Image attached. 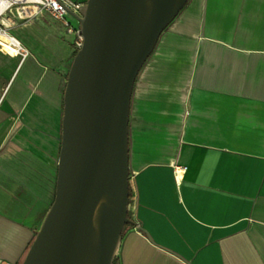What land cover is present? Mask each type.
Instances as JSON below:
<instances>
[{
    "label": "crops",
    "instance_id": "obj_1",
    "mask_svg": "<svg viewBox=\"0 0 264 264\" xmlns=\"http://www.w3.org/2000/svg\"><path fill=\"white\" fill-rule=\"evenodd\" d=\"M10 32L30 55L0 47V261L23 264L55 199L77 36L47 13ZM128 136L114 264H264V0H189L136 78Z\"/></svg>",
    "mask_w": 264,
    "mask_h": 264
},
{
    "label": "water",
    "instance_id": "obj_2",
    "mask_svg": "<svg viewBox=\"0 0 264 264\" xmlns=\"http://www.w3.org/2000/svg\"><path fill=\"white\" fill-rule=\"evenodd\" d=\"M189 0H87L64 92L55 199L23 264H114L130 204L136 78Z\"/></svg>",
    "mask_w": 264,
    "mask_h": 264
},
{
    "label": "built area",
    "instance_id": "obj_3",
    "mask_svg": "<svg viewBox=\"0 0 264 264\" xmlns=\"http://www.w3.org/2000/svg\"><path fill=\"white\" fill-rule=\"evenodd\" d=\"M83 5L71 0H0V47L4 49V43L14 51L11 56L19 57L21 61L29 55V51L23 44L11 34L10 30L15 26L16 20L30 21L47 13L54 20L63 22L69 34L77 36L76 48L80 50L83 46V37L80 30L72 28L67 21L70 15L80 16ZM186 168L175 169L177 185L180 186L184 180ZM0 264H6L0 261Z\"/></svg>",
    "mask_w": 264,
    "mask_h": 264
},
{
    "label": "trees",
    "instance_id": "obj_4",
    "mask_svg": "<svg viewBox=\"0 0 264 264\" xmlns=\"http://www.w3.org/2000/svg\"><path fill=\"white\" fill-rule=\"evenodd\" d=\"M77 52H78V50L75 52V54H74V57H75V55L77 54ZM129 226V224L126 226V228Z\"/></svg>",
    "mask_w": 264,
    "mask_h": 264
},
{
    "label": "bare ground",
    "instance_id": "obj_5",
    "mask_svg": "<svg viewBox=\"0 0 264 264\" xmlns=\"http://www.w3.org/2000/svg\"><path fill=\"white\" fill-rule=\"evenodd\" d=\"M5 44V43H4ZM8 48H10V46L9 45H7V44H5ZM10 49H12V48H10Z\"/></svg>",
    "mask_w": 264,
    "mask_h": 264
}]
</instances>
